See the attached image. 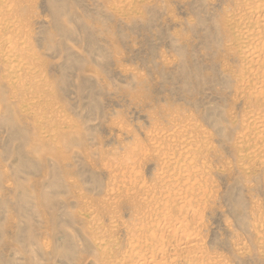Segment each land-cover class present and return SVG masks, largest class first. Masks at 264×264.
I'll return each instance as SVG.
<instances>
[{
	"label": "rangeland",
	"instance_id": "rangeland-1",
	"mask_svg": "<svg viewBox=\"0 0 264 264\" xmlns=\"http://www.w3.org/2000/svg\"><path fill=\"white\" fill-rule=\"evenodd\" d=\"M0 22V264H264V0Z\"/></svg>",
	"mask_w": 264,
	"mask_h": 264
},
{
	"label": "bare ground",
	"instance_id": "bare-ground-1",
	"mask_svg": "<svg viewBox=\"0 0 264 264\" xmlns=\"http://www.w3.org/2000/svg\"><path fill=\"white\" fill-rule=\"evenodd\" d=\"M257 12H258V11H257ZM261 13H263V12H261ZM259 17H260V16H259ZM5 18H6V17H5ZM258 19H259V18H258ZM262 19H263V17H262ZM8 20H9V19H8ZM236 20H237V19H236ZM232 21H233V20H232ZM255 21H256V20H255ZM0 23H1V22H0ZM13 23H14V22H13ZM239 29H240V28H239ZM244 30H246V29H244ZM244 30H243V31H244ZM249 30H250V29H249ZM246 34H247V33H246ZM245 36H246V35H245ZM246 41H248V40H246ZM253 42H254V41H253ZM256 43H257V42H256ZM256 43H255V47H256ZM259 45H260V44H259ZM261 45L263 46V42L261 43ZM5 47H6V46H5ZM11 49H12V48H11ZM247 49H248V48H247ZM6 50H7V49H6ZM253 50H254V49H253ZM253 50H252V51H253ZM252 51H251V52H252ZM254 51H255V50H254ZM250 54H252V53H250ZM254 55H255V54H254ZM254 55H253V56H254ZM19 60H20V59H19ZM251 60H252V59H251ZM256 60H257V59H256ZM244 63H245V62H244ZM256 63H257V61H256ZM249 69H250V68H249ZM251 69H252V68H251ZM252 72H253V71H252ZM18 74H19V73H18ZM247 79H248V78H247ZM255 79H256V78H255ZM242 81H243V80H242ZM243 82H244V81H243ZM256 82H257V81H256ZM254 84H255V82H254ZM244 86H246V85H244ZM248 91H249V90H248ZM253 91H254V90H253ZM250 95H251V94H250ZM263 129H264V128H263ZM140 258L142 259V256H140ZM192 258H193V256H192ZM135 259H136V258H135ZM137 259H138V258H137ZM139 260H140V259H139ZM142 260L144 261L145 259H142ZM137 261H138V260H137ZM143 261H142V262H143ZM140 262H141V261H140ZM140 264H141V263H140Z\"/></svg>",
	"mask_w": 264,
	"mask_h": 264
}]
</instances>
